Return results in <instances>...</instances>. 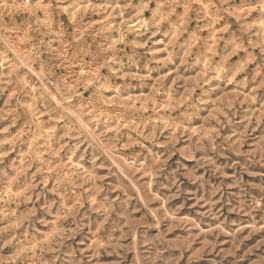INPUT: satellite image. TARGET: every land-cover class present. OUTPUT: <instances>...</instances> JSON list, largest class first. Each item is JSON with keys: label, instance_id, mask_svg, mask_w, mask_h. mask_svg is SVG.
<instances>
[{"label": "rangeland", "instance_id": "rangeland-1", "mask_svg": "<svg viewBox=\"0 0 264 264\" xmlns=\"http://www.w3.org/2000/svg\"><path fill=\"white\" fill-rule=\"evenodd\" d=\"M0 264H264V0H0Z\"/></svg>", "mask_w": 264, "mask_h": 264}, {"label": "bare ground", "instance_id": "bare-ground-1", "mask_svg": "<svg viewBox=\"0 0 264 264\" xmlns=\"http://www.w3.org/2000/svg\"><path fill=\"white\" fill-rule=\"evenodd\" d=\"M141 23V22H140ZM139 22L137 23V24H134V25H132V26H130V27H136V28H138L139 27V24H140ZM141 26V25H140ZM139 29V28H138ZM89 82V81H88Z\"/></svg>", "mask_w": 264, "mask_h": 264}]
</instances>
